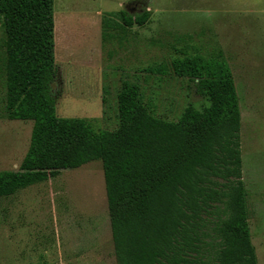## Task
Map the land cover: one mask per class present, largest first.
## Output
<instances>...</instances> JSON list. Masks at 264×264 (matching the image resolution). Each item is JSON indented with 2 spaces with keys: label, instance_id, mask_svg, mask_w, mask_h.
Masks as SVG:
<instances>
[{
  "label": "trees",
  "instance_id": "trees-1",
  "mask_svg": "<svg viewBox=\"0 0 264 264\" xmlns=\"http://www.w3.org/2000/svg\"><path fill=\"white\" fill-rule=\"evenodd\" d=\"M55 0H0V89L10 121L33 122L17 172H0V198L102 163L117 264H258L243 179L242 116L232 71L217 59L173 63L208 102L177 122L157 117L140 87L125 82L119 126L57 115L53 86ZM115 28L143 27L150 13L110 14ZM104 31L107 24L103 25Z\"/></svg>",
  "mask_w": 264,
  "mask_h": 264
},
{
  "label": "rangeland",
  "instance_id": "rangeland-1",
  "mask_svg": "<svg viewBox=\"0 0 264 264\" xmlns=\"http://www.w3.org/2000/svg\"><path fill=\"white\" fill-rule=\"evenodd\" d=\"M130 3L147 6L150 22L115 28L110 14ZM54 16L57 115L91 120L98 131L117 130L125 82L166 121L177 122L189 105L203 110L207 100L173 63L223 56L243 115L249 223L264 264V0H55ZM4 96L0 89V172H17L34 124L8 120ZM0 264H117L102 163L0 198Z\"/></svg>",
  "mask_w": 264,
  "mask_h": 264
},
{
  "label": "crops",
  "instance_id": "crops-1",
  "mask_svg": "<svg viewBox=\"0 0 264 264\" xmlns=\"http://www.w3.org/2000/svg\"><path fill=\"white\" fill-rule=\"evenodd\" d=\"M130 4H132V3H130ZM142 8L144 9V8H147V10H146V12H149L150 13V19H151V12L149 11V8L147 7V6H145V5H143L142 6ZM145 12V13H146ZM150 22V21H149ZM241 116H242V128H243V115H242V110H241ZM242 128H241V139H242ZM242 147H243V140H242ZM242 160H243V155H242ZM243 170H244V164H243ZM245 173H243V179H244V182H245V185H246V190H247V192H248V199H249V190H248V187H247V184H246V181H245ZM249 203V202H248ZM262 205V204H261ZM261 205H260V212L262 213V212H264V207H263V209L261 208ZM264 205V204H263ZM250 207V206H249ZM250 212H251V209H250ZM251 228V227H250ZM250 231H251V229H250ZM251 239H252V234H251ZM252 244H253V246L255 247V249H256V254H257V259H258V264H260V262H259V255H258V252H257V247L255 246V244L253 243V240H252Z\"/></svg>",
  "mask_w": 264,
  "mask_h": 264
},
{
  "label": "flooded vegetation",
  "instance_id": "flooded-vegetation-1",
  "mask_svg": "<svg viewBox=\"0 0 264 264\" xmlns=\"http://www.w3.org/2000/svg\"><path fill=\"white\" fill-rule=\"evenodd\" d=\"M140 8H142V5L140 3H132V4H129L127 8V12L130 15L134 16V14L138 12Z\"/></svg>",
  "mask_w": 264,
  "mask_h": 264
}]
</instances>
